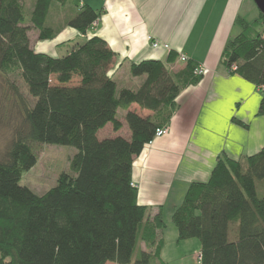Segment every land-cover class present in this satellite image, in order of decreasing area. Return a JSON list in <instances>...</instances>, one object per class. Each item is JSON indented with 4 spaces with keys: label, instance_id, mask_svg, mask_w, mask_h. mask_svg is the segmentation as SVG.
<instances>
[{
    "label": "trees",
    "instance_id": "trees-1",
    "mask_svg": "<svg viewBox=\"0 0 264 264\" xmlns=\"http://www.w3.org/2000/svg\"><path fill=\"white\" fill-rule=\"evenodd\" d=\"M71 1L33 0L27 15L23 0H0V72L22 114L0 157V264H168L166 220L138 201L133 158L168 126L181 89L200 80L198 64L187 59L173 70L168 64L180 54L172 50L166 61H131L130 73L145 78L118 89L109 73L116 53L98 35L63 55L36 51L31 30L39 39L65 25L86 33L98 18V10ZM56 6L73 8L63 24L52 22ZM236 22L241 30L227 42L224 63L261 88L264 115V14ZM132 103L151 113L129 109ZM120 110L130 136L100 138L108 123L122 128ZM35 142L77 148L70 171L42 194L19 182L37 162ZM171 220L179 240H200V264H264V146L238 159L220 154L206 181L189 184Z\"/></svg>",
    "mask_w": 264,
    "mask_h": 264
},
{
    "label": "crops",
    "instance_id": "crops-1",
    "mask_svg": "<svg viewBox=\"0 0 264 264\" xmlns=\"http://www.w3.org/2000/svg\"><path fill=\"white\" fill-rule=\"evenodd\" d=\"M71 3L73 8L74 4H88L100 14L86 33L62 26L52 39H41L38 46L32 44L36 51L59 56L57 49L61 44L74 45L98 35L116 53L109 68L112 76L126 66L130 71L131 61H166L171 50L206 67L197 83L181 89L166 132L147 143L133 158L132 179L138 187V201L147 205L152 215L161 210L166 222H172V213L182 202L189 184L206 181L220 154L238 159L264 146V115L258 111L261 88L230 72L223 57L227 42L241 30L236 18L243 16L252 21L259 17L260 10L253 0H72ZM73 8L56 6L52 22L63 24ZM149 37L168 43L170 48L153 47ZM183 62L178 58L168 67L177 70ZM140 77L144 80L145 75ZM142 81L137 80L129 88L139 87ZM129 109L142 115L151 113L137 103H132ZM124 114V110L119 111L123 123L120 130L115 131L108 123L98 131V136L129 137Z\"/></svg>",
    "mask_w": 264,
    "mask_h": 264
},
{
    "label": "rangeland",
    "instance_id": "rangeland-1",
    "mask_svg": "<svg viewBox=\"0 0 264 264\" xmlns=\"http://www.w3.org/2000/svg\"><path fill=\"white\" fill-rule=\"evenodd\" d=\"M23 1L26 4V14L29 15L33 0ZM29 33L32 44L40 45L42 40L37 39L36 31L31 30ZM72 45V43L61 44L60 48L57 49L58 55L65 54L72 48ZM113 78L118 84V89L121 88V85L134 87L137 80H143V77L133 76L127 66L118 71ZM17 82L26 93L22 82L20 80ZM9 84V81L0 72V157L12 139L13 129L22 120L20 107L17 105L14 92ZM33 149L37 155V162L23 172L19 182L34 192L42 194L57 183L58 176L63 171H70V161L77 152V148L68 144L35 142ZM176 232L177 228L174 223L166 222L165 243L162 250L163 260L168 264H200L198 261L201 248L200 240L196 237L179 240ZM141 246L142 243H138L136 246L133 260L138 256ZM107 264L117 263L108 262Z\"/></svg>",
    "mask_w": 264,
    "mask_h": 264
},
{
    "label": "built area",
    "instance_id": "built-area-1",
    "mask_svg": "<svg viewBox=\"0 0 264 264\" xmlns=\"http://www.w3.org/2000/svg\"><path fill=\"white\" fill-rule=\"evenodd\" d=\"M149 40H151V45L153 47H160V46H163L164 48L166 49H169L170 48V45L168 43H161L159 40L157 39H151L149 37ZM179 59L181 61H186L188 58L187 56L183 55V54H180L179 55ZM206 71V67L203 65V64H198L194 70V72L196 74H199V75H203L204 72ZM166 132V127H162V128H157L156 132H155V137L157 136H161L162 134H164Z\"/></svg>",
    "mask_w": 264,
    "mask_h": 264
},
{
    "label": "water",
    "instance_id": "water-1",
    "mask_svg": "<svg viewBox=\"0 0 264 264\" xmlns=\"http://www.w3.org/2000/svg\"><path fill=\"white\" fill-rule=\"evenodd\" d=\"M256 6L264 14V0H254Z\"/></svg>",
    "mask_w": 264,
    "mask_h": 264
}]
</instances>
